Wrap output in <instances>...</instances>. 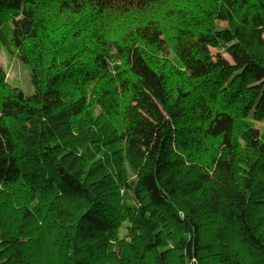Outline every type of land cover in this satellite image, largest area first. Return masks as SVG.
<instances>
[{"label": "trees", "instance_id": "1", "mask_svg": "<svg viewBox=\"0 0 264 264\" xmlns=\"http://www.w3.org/2000/svg\"><path fill=\"white\" fill-rule=\"evenodd\" d=\"M0 46V264H264V0H0Z\"/></svg>", "mask_w": 264, "mask_h": 264}, {"label": "rangeland", "instance_id": "2", "mask_svg": "<svg viewBox=\"0 0 264 264\" xmlns=\"http://www.w3.org/2000/svg\"><path fill=\"white\" fill-rule=\"evenodd\" d=\"M221 27H226V24H219ZM214 56L218 52L214 49L211 51ZM222 57L231 61L230 57L222 53ZM0 65L7 74V79L10 84L18 89H21L28 97L33 96L35 93L34 86L32 84V70L28 64L22 62L17 56L9 53L3 47L0 46ZM257 126L264 130V124H257ZM125 195L124 190L121 191V196ZM2 199H0L1 203ZM125 233L122 230L120 237H124ZM172 245V243H168Z\"/></svg>", "mask_w": 264, "mask_h": 264}]
</instances>
